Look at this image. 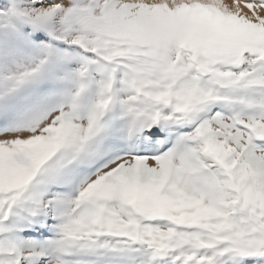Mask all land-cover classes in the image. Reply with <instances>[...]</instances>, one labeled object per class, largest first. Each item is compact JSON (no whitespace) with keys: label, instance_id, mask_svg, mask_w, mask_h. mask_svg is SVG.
Wrapping results in <instances>:
<instances>
[{"label":"snow or ice","instance_id":"6c2138e0","mask_svg":"<svg viewBox=\"0 0 264 264\" xmlns=\"http://www.w3.org/2000/svg\"><path fill=\"white\" fill-rule=\"evenodd\" d=\"M0 264H264V0H0Z\"/></svg>","mask_w":264,"mask_h":264}]
</instances>
